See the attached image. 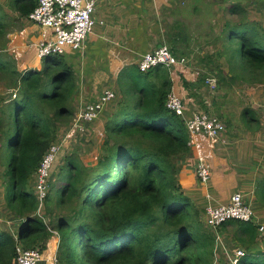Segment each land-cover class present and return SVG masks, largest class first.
Here are the masks:
<instances>
[{
	"label": "trees",
	"instance_id": "1",
	"mask_svg": "<svg viewBox=\"0 0 264 264\" xmlns=\"http://www.w3.org/2000/svg\"><path fill=\"white\" fill-rule=\"evenodd\" d=\"M38 1L9 0L26 20ZM236 1L230 11L238 21L229 24L227 37L238 38L241 47L206 57L205 64L213 68H207L202 83L214 77L221 87L264 85V27L247 18L246 0ZM5 18L0 6V34ZM168 36L171 51L183 54L176 34ZM221 59L228 68H222ZM43 60L41 70L20 71L6 46L0 50V86L10 98L0 93L5 103L0 106L4 200L7 211L23 223L17 235L0 230V264H16L18 244L46 250L51 230L59 235V264H216V236L222 232L244 251L236 264H264V248H257L264 243L260 223L232 220L215 231L185 194L178 163L192 156L190 136L185 121L166 106L173 82L170 70L162 66L146 73L138 66L121 71L118 106L104 120L96 164L87 166L79 154L65 157L43 207V214L53 218L46 222L40 217L31 178L59 141L61 128L74 121L68 100L73 103L78 91V78L64 56ZM184 87L193 88L186 80ZM242 116L248 123L251 110ZM254 195L264 209V178L256 183Z\"/></svg>",
	"mask_w": 264,
	"mask_h": 264
},
{
	"label": "crops",
	"instance_id": "2",
	"mask_svg": "<svg viewBox=\"0 0 264 264\" xmlns=\"http://www.w3.org/2000/svg\"><path fill=\"white\" fill-rule=\"evenodd\" d=\"M258 1L260 0H246L244 7L249 9L258 6ZM188 2L189 0H97L96 13L102 4L105 5V12L110 13L112 22L97 21L102 30L93 33L81 51H71L63 56L78 78V91L72 103L76 115L82 106L98 99L105 90L117 91V78L124 68L137 67L144 54L163 45L168 46L166 26L171 24L172 28L174 25V30L172 28L169 31L176 32L178 49L183 52L177 55L187 58L188 63L177 65L171 70L172 92L183 98L191 107V112L208 111L216 101L223 100L230 108L228 116L219 114L226 125L222 140L211 143L209 139L200 136L198 149L192 147V156L184 158L178 174L185 194L205 222L201 210L205 211L208 204L228 205L231 197L238 192L246 195L249 201L251 198L254 207L259 206L254 188L264 178V85L238 83L232 86L230 92L227 86H218L217 93H214L206 81H200L208 73L207 68H213L206 65L204 59L215 57L214 50L218 46L211 43L213 51H200L198 44L211 41L222 47L221 44L229 40V24L235 22L233 19L238 16L231 13L226 15L222 7L210 10L208 6L197 4L190 7ZM213 2L215 1L208 3ZM218 2L229 9L233 4L239 3L236 0ZM42 33L43 29L33 23L28 26L23 24L22 29L11 39L7 51L16 59L20 71L42 69L43 60L39 58L37 50ZM220 51L222 50L218 49L217 52ZM221 62L222 68H228L224 59ZM184 80L192 84L193 88L186 89ZM245 109H250L252 114V120L248 123H245L242 116ZM103 123L88 126L90 137L96 139L99 147L86 154L89 158L86 155L82 157L86 159V164L94 162L98 155L95 158L93 155L98 154L101 149L104 141ZM68 139L64 142L63 152L68 149ZM226 143L229 145H225ZM201 154V158L208 161L213 169L211 185L199 184L196 175L195 165ZM197 187L199 191L196 190ZM255 211L257 213V208ZM256 217L259 219L258 215ZM15 232V228L12 229L13 235ZM54 234L57 233H53V237ZM55 237L54 245L50 247L48 243L44 250L47 258L57 253L59 235Z\"/></svg>",
	"mask_w": 264,
	"mask_h": 264
},
{
	"label": "built area",
	"instance_id": "3",
	"mask_svg": "<svg viewBox=\"0 0 264 264\" xmlns=\"http://www.w3.org/2000/svg\"><path fill=\"white\" fill-rule=\"evenodd\" d=\"M96 11L97 0H39L35 9L28 16V20L43 29L42 38L37 44L39 58L43 60L49 56H63L71 51H81L87 39L93 34L95 25L98 24L93 18ZM187 63V58L176 56L169 46L163 45L144 54L137 66L142 73L149 72L158 66L168 68L171 72L173 67ZM206 83L210 90L216 93L217 79L209 77L206 79ZM115 98V91L107 89L98 99L82 106L69 127L66 140L77 134H85L87 127L97 121ZM166 106L185 121L190 136L191 149L193 146L198 149L200 136L209 139L211 143L215 140H222V137L225 136L226 125L223 120L204 111L191 112V107L177 94L173 92L169 94ZM64 142L65 140H62L50 147L40 163L36 181H34L33 188L37 192L38 200L37 214L42 218L53 168L60 158ZM201 157H203L202 154L199 162L195 165V171L201 185L207 186L213 178V169L210 163ZM251 201V198L249 201L246 195L238 192L231 197L228 205L208 204L204 211L205 225L216 231L225 222L232 220L250 222L256 219L255 207ZM51 231L55 233V231ZM260 231L264 232V225H260ZM219 235L216 236L217 248L222 247ZM243 255L244 251L238 247L233 263L236 264ZM45 262L59 264L57 253L47 258L44 250L25 249L21 245H17L16 264H42Z\"/></svg>",
	"mask_w": 264,
	"mask_h": 264
},
{
	"label": "rangeland",
	"instance_id": "4",
	"mask_svg": "<svg viewBox=\"0 0 264 264\" xmlns=\"http://www.w3.org/2000/svg\"><path fill=\"white\" fill-rule=\"evenodd\" d=\"M11 1H13V0H11ZM207 1L208 2L215 1V2L208 3ZM218 1H220V0H189L188 4H189L190 7H194L195 4H197L198 6L199 5L208 6V7H210V10H212L214 8L215 9H217V8L220 9V7H222L223 9H225L224 11H225L226 15L228 13L230 14L231 11L228 8V6L225 8V5L222 6V3L220 4ZM260 1H258V4H259L258 6H253V7L249 8V9H247L248 10L247 11L248 12L247 18L249 20L254 21V22H258L260 27L263 28L264 27V0H260ZM227 4H230V3L227 2ZM0 6L3 7V12H4L5 16H6V18L4 20V24L5 25H4L3 32H2V34H0V50H1L3 47L5 48V46L7 48V46L11 43V39L13 38L14 34H16L19 30L22 29V25L23 24H25V26H28L29 23L30 24L32 23V21L26 20V19H21L19 14L13 9V7H12L11 3L9 2V0H0ZM100 6H101V3H100ZM105 9H106L105 5L102 4V7L99 8L98 12L93 14V18L96 21L105 20L107 23H111L112 22V17L110 15V13H106L105 12ZM216 13H218V12H216ZM233 20L236 21L237 18H235ZM170 25L171 24H168L166 26L167 27V34L168 35L176 34V32L172 33V31L171 32L169 31V30H172V28L174 26V25H172V28H171ZM187 27H188V29L191 30V26L190 25H188ZM93 30H94L93 33H97V31L98 30L101 31L102 28H101V26H99V24H96ZM173 30H174V28H173ZM229 30H230V27L228 29V32H229ZM211 43H213L214 45H216L218 47L214 50L213 49V44H211ZM166 44H168V42H166ZM198 45L200 47V51H205V50L206 51H208V50L209 51H213L214 50L215 54H216V53H218L217 52L218 49H220V50L223 51V55L227 54L229 51H231V49H234L232 51H237L241 47V43H240V40L238 38H234L233 40H231L229 38L228 42H223V44H221L222 47H219L218 44H216L215 42H211V41H209V42H201ZM179 57H181V56H179ZM64 62L66 63L65 60H64ZM17 67H18V65H17ZM41 68L42 69L44 68V60L41 62ZM121 77H122V75L120 76V78ZM118 79H119V76H118L117 80ZM114 88H115V86H114ZM227 88H228L229 92H230V90H232V86H230V85H227ZM3 90H4V87L0 86V93L4 94L7 97V101H9L10 98L7 95L8 93L7 92L3 93ZM115 93H117V92L115 91ZM215 97H216V95H215ZM117 101L118 100H117V97H116L114 99V101H112L109 104V106H107L105 108L106 110L103 111V113L99 116L97 121L94 122V125L101 124L102 122H104V120L106 119L107 115H110L111 112L112 113L115 112V108L114 107L118 106ZM223 101H216V103L213 106L209 107L210 110L204 111V112H207V113H209L211 115L217 116L220 119H221V117L219 116V114L220 115L223 114L225 116L226 115L228 116V114L230 113L229 112L230 108H229V105L226 102H223ZM3 105H5V103L1 104V101H0V106H3ZM68 106H70V107L73 106V104L71 102V99L68 100ZM11 112H12V110H11ZM235 116L238 117V115H235ZM221 120H223V119H221ZM240 120H242V117H240ZM237 124H241V123H237ZM245 126H247V125H245ZM69 127L70 126L68 125L67 127L61 128V131H60V134H59V138H58L59 141L57 143H59L62 140H66L65 137L68 135ZM88 130H89V128L87 127V130H86L85 134H83V135L77 134L75 136V139H72V138L68 139L70 143H69L67 151L63 152V150L61 148L60 158L57 160L56 165L53 168V178H54V174H59V169L61 167V163L65 159V157H67V156L70 157L71 155L77 156L76 154H79V156L82 159V157H84L86 154L90 153L93 149L99 147L97 145L98 142L96 141V139H92L90 137V134H89ZM72 140H74V141L71 142ZM57 143H54V144H57ZM225 145H229V144L226 143ZM99 154H100V151L98 150V154L93 155V158H95L97 155L99 156ZM98 156L95 158L94 162L91 161L89 164H86L84 162V160H86V159H82V161L87 166H94L96 164V162H97ZM86 157L89 158L88 155H86ZM180 165L181 164L178 163V166H180ZM36 176H37V173L33 174L32 178H31V182H30L31 183V187L34 186V181H36ZM55 182L57 184H60L58 180L55 181ZM199 184H201V183L199 182ZM209 184L211 185V181H210ZM196 190L199 191V188L197 187ZM4 196H5L4 174H3V169H2V167L0 165V230L8 231V232L12 233V229L15 228V231H16L15 235H17L19 230H20V228L23 226V223L21 221H19L18 219H16L15 215H13L11 212L7 211L8 209H7V206L5 204ZM256 208H257L256 215L259 216V219L257 217L255 220L257 222H259L261 225H264V209H262L260 205L258 207L255 206V209ZM200 213L203 214V216H204V211L201 210ZM42 216L45 217L46 222H49V220H51L53 218V216H50V217L46 216L45 214H43V212H42ZM200 218L202 219V217H200ZM204 224H206V223L204 222ZM54 235L58 237L57 234H54ZM55 236L49 239L50 247L53 246L54 243H55V238H56ZM219 237L221 239L220 241L222 242V247L219 246L216 249V257H215L216 264H235V263H233V260H235V256H234L235 255V251L238 249V247H236L237 243L232 238V236L228 235L227 232H222L219 235ZM19 245H21V244H19ZM257 248H260V249L264 248V243L261 242V243L257 244Z\"/></svg>",
	"mask_w": 264,
	"mask_h": 264
}]
</instances>
